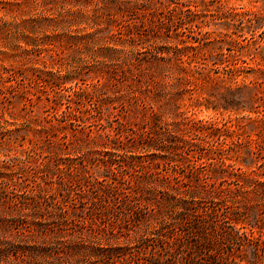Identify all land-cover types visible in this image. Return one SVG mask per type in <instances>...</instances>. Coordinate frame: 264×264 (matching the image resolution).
<instances>
[{
	"label": "rangeland",
	"instance_id": "1",
	"mask_svg": "<svg viewBox=\"0 0 264 264\" xmlns=\"http://www.w3.org/2000/svg\"><path fill=\"white\" fill-rule=\"evenodd\" d=\"M184 3L191 12L171 25L125 26L142 34L136 42L152 34L164 56L191 62L190 86L173 83L165 100L194 120L225 125L221 137L202 142L191 165L171 166L167 152L143 148L154 103L113 108L88 96L81 104L66 88L55 107L67 109L69 99L71 115H82L60 131L69 144L62 153L52 147L57 154L30 131L16 132L5 115L0 264H264V0ZM98 135L110 144H86ZM115 137L125 153L108 148ZM220 158L226 164L213 173ZM196 184L205 193L189 195Z\"/></svg>",
	"mask_w": 264,
	"mask_h": 264
},
{
	"label": "trees",
	"instance_id": "2",
	"mask_svg": "<svg viewBox=\"0 0 264 264\" xmlns=\"http://www.w3.org/2000/svg\"><path fill=\"white\" fill-rule=\"evenodd\" d=\"M189 5L184 0L166 5L161 0H0V120L8 115L16 132L30 131L51 147L49 153L57 154L52 147L60 150L69 144L60 131L82 115L78 110L71 115L69 99L67 109L55 107L66 88L73 90L81 104L88 96L113 108L152 109L154 103L158 113L151 116L143 148L167 152L171 166L191 165L195 149L206 139L221 137L225 125L217 127L175 110L165 99L171 96L173 83L190 86L191 62L186 60L185 66L181 58L164 56L151 42L152 34L145 35L144 45L136 42L142 34L125 26L130 20L140 21L141 27L148 22L151 28L171 25L176 15L191 12ZM135 15L139 17H129ZM223 75L233 80L232 75ZM12 99L22 106V113L11 111ZM165 106L172 107V112L165 114ZM34 109L35 118L30 114ZM159 114H164V120ZM226 132L233 133V129L226 128ZM98 137L100 141L88 137L86 144L102 148L110 144ZM110 141L114 144L110 150L126 152L120 137ZM225 164L220 158L211 171L217 173ZM177 173L181 172L173 174ZM191 174L196 180L200 172ZM201 192L205 190L199 184L187 190L189 195ZM183 214L181 210L179 215Z\"/></svg>",
	"mask_w": 264,
	"mask_h": 264
}]
</instances>
